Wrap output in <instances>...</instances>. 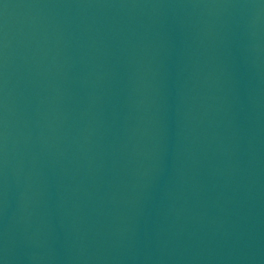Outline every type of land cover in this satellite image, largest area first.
Instances as JSON below:
<instances>
[{
  "label": "water",
  "instance_id": "water-1",
  "mask_svg": "<svg viewBox=\"0 0 264 264\" xmlns=\"http://www.w3.org/2000/svg\"><path fill=\"white\" fill-rule=\"evenodd\" d=\"M0 264H264V0H0Z\"/></svg>",
  "mask_w": 264,
  "mask_h": 264
}]
</instances>
